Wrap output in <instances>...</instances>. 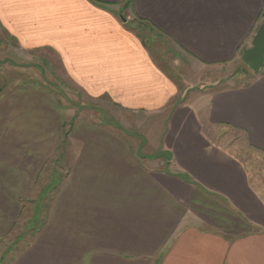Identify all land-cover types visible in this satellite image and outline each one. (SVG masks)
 <instances>
[{"label":"crops","instance_id":"obj_1","mask_svg":"<svg viewBox=\"0 0 264 264\" xmlns=\"http://www.w3.org/2000/svg\"><path fill=\"white\" fill-rule=\"evenodd\" d=\"M263 21L264 0H0L1 31L16 50L54 56L84 117L122 119L74 121L69 178L8 264H264V184L233 150L264 156V66L247 85L194 96L158 47L182 72H205L239 60ZM3 90L0 243L67 114L46 92Z\"/></svg>","mask_w":264,"mask_h":264},{"label":"rangeland","instance_id":"obj_2","mask_svg":"<svg viewBox=\"0 0 264 264\" xmlns=\"http://www.w3.org/2000/svg\"><path fill=\"white\" fill-rule=\"evenodd\" d=\"M157 45L158 42L155 46ZM158 47L167 64L171 63V69L179 76L178 78L181 79L182 74L186 75L185 80H188L189 83L184 85V88L190 90L194 96H198L202 92L211 93L215 90L247 85L252 76L255 75L246 68L241 58L223 67L211 68V70H206L205 72H197L198 70L192 71L190 69L189 72H182L177 64L172 61L170 53H165L163 45L159 44ZM44 61L46 63H43ZM187 73H190V75L188 76ZM0 80L5 92L15 87L35 88L50 94L58 107L67 110L62 123L64 125L62 127L63 133L59 136L56 148L53 150L54 153L46 162L47 164L41 167L40 173L35 176L34 181L30 182V191L24 194L27 196L23 197L22 207H20L18 216L0 243V264H8L9 260L20 249L24 248L29 239L31 241L41 232L42 224L48 218L53 201L60 193V189L63 188L64 179L66 177L69 178V165L74 156V146L71 143L72 138L69 131L74 121L82 119L97 126H105L115 125L116 120L120 118L114 117L106 109L94 108L92 103L86 101H84L85 104L91 105L96 112L93 118L84 117L86 114L80 110L82 108L80 103L83 101L79 96H76L74 89L67 85V80L55 63L54 56L49 53L44 54L42 51L27 53L16 50L14 43L5 36L1 29ZM225 138L228 141V145L231 146L232 144L235 148L240 147L244 141L240 133L229 129L226 131ZM63 141L66 142V145L62 143ZM233 150L236 153L239 152L240 158L246 164L248 163L250 170L253 171L252 178L255 183L258 181L260 184H264V156L257 159L248 148H236ZM60 158L63 160L60 161ZM29 194L30 196L28 197ZM262 196L264 197V195Z\"/></svg>","mask_w":264,"mask_h":264},{"label":"water","instance_id":"obj_3","mask_svg":"<svg viewBox=\"0 0 264 264\" xmlns=\"http://www.w3.org/2000/svg\"><path fill=\"white\" fill-rule=\"evenodd\" d=\"M241 61L252 73L258 74L264 66V21L258 26L249 48L241 53Z\"/></svg>","mask_w":264,"mask_h":264},{"label":"trees","instance_id":"obj_4","mask_svg":"<svg viewBox=\"0 0 264 264\" xmlns=\"http://www.w3.org/2000/svg\"><path fill=\"white\" fill-rule=\"evenodd\" d=\"M128 1L130 2V0H128ZM138 28H139V27H138ZM143 31H144V30H143ZM143 31H142V32H143ZM143 34H144V33H142L141 35L144 36ZM141 35H140V36H141ZM157 156H158V155H157ZM159 156H161V154H159Z\"/></svg>","mask_w":264,"mask_h":264}]
</instances>
